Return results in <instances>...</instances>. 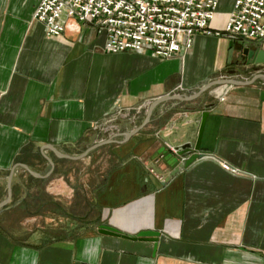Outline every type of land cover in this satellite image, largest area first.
<instances>
[{
	"label": "crops",
	"instance_id": "crops-1",
	"mask_svg": "<svg viewBox=\"0 0 264 264\" xmlns=\"http://www.w3.org/2000/svg\"><path fill=\"white\" fill-rule=\"evenodd\" d=\"M34 1L0 0V198L10 168L0 264H264L261 85L211 86L187 102H159L132 134L112 136L132 129L154 97L188 94L222 72L264 77V63L243 65L238 52L264 57V37L195 34L165 59L104 54L101 33L85 22L41 37L28 20ZM229 1L214 0L208 31H218ZM198 112L199 154L181 166L171 148L190 143ZM105 138L111 143L77 159L54 155L75 156ZM95 226L155 235L127 241Z\"/></svg>",
	"mask_w": 264,
	"mask_h": 264
},
{
	"label": "built area",
	"instance_id": "built-area-1",
	"mask_svg": "<svg viewBox=\"0 0 264 264\" xmlns=\"http://www.w3.org/2000/svg\"><path fill=\"white\" fill-rule=\"evenodd\" d=\"M213 6L214 0H35L28 20L41 37L85 22L101 33V53L143 51L154 59L186 49L195 34L264 37V0H230L218 31H208Z\"/></svg>",
	"mask_w": 264,
	"mask_h": 264
},
{
	"label": "water",
	"instance_id": "water-1",
	"mask_svg": "<svg viewBox=\"0 0 264 264\" xmlns=\"http://www.w3.org/2000/svg\"><path fill=\"white\" fill-rule=\"evenodd\" d=\"M238 52H239V54H242V59H243L242 64L243 65H260V64L264 63L263 54L255 48H252L250 50H245L244 48H240L238 50ZM251 82H257L259 85H261L264 88V77L259 75V74H253V75H250L245 80H241V81L236 80V79L217 77L215 79L208 80V81H205V82L199 84L198 86L195 87V89L192 92H189L188 94H185V95L169 94V95L154 97L144 105L142 112H141V116H140L137 124L132 129H130L129 131H127L125 133H121V134H117V135L114 134L112 136H117L120 138V141H122L128 135L132 134L136 129H138L145 122V118L147 116V113H148V110L150 109V107L153 106L154 104L159 103V102H164V101L187 102V101L195 98L197 95H199L201 92H203L206 88H209L211 86L222 85V86L234 87V86L247 85ZM203 108H204L203 106L200 107V109H203ZM202 116H203L202 112H198L196 114V122H195V126H194V130H193V134H192V138H191L190 143L189 144H180L178 146L171 148L173 154L178 156L181 159L180 160L181 166L185 165L191 159L196 158L199 154L195 145H196L197 135H198ZM106 143H111V141L108 138H105L102 141L95 142V143L87 146L81 152H79L77 155L71 156V157L63 156V155H56V154H54V155L57 158H62V159H66V160H73V159H77L80 156H82V154L84 152H86L87 150H89V149H91L97 145L106 144ZM114 143H116V142H114ZM43 162L45 164V170H44L43 174L41 175V177L45 176L48 169H49L48 161L43 159ZM18 167L20 168V170L24 174H26L28 176H33L29 172H27L24 168H22L21 166H18ZM9 171H10V168H8L5 171V174H4L3 179H2V194H1V198H0V205L3 204L5 199H6V195H7L6 185H7V178L9 175ZM33 177H35V176H33ZM94 233L109 236V237H115V238L127 240V241L135 240V241H146L149 243L153 242V237L155 235L153 232H149V231H138V232H135L134 234H132V236H130V237H124V236L116 234V232H114V231H112L106 227H103V226H95Z\"/></svg>",
	"mask_w": 264,
	"mask_h": 264
},
{
	"label": "rangeland",
	"instance_id": "rangeland-1",
	"mask_svg": "<svg viewBox=\"0 0 264 264\" xmlns=\"http://www.w3.org/2000/svg\"><path fill=\"white\" fill-rule=\"evenodd\" d=\"M218 77H221V78H223V77H226V75H224V73L222 72V73H220V74H219V76H218ZM102 153H104V151H102ZM92 156H93V154H92V155H89V156H87V159H89V158L91 159V157H92ZM87 159H86V160H87ZM75 168H76V165H73V167H72V166H69V168H68V169L70 170V169H75ZM90 171H92V169H90ZM47 177H49V175H48Z\"/></svg>",
	"mask_w": 264,
	"mask_h": 264
}]
</instances>
